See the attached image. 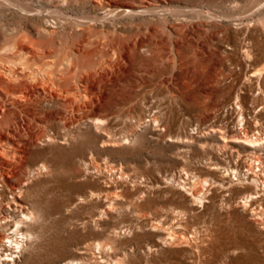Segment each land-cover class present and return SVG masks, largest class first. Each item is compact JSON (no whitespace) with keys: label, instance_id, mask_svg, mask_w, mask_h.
<instances>
[{"label":"rangeland","instance_id":"374dc122","mask_svg":"<svg viewBox=\"0 0 264 264\" xmlns=\"http://www.w3.org/2000/svg\"><path fill=\"white\" fill-rule=\"evenodd\" d=\"M263 4L0 0V47L23 38L35 61L68 64L55 71V96L39 98L36 118L23 115V138L0 137L8 193L23 188L14 204H0V235L19 221L32 234L21 258L4 263L264 264V215L226 205L230 192L214 174V164L226 167L240 153L244 165L249 152L221 151L234 144L211 132L236 128L238 96L264 114V104L252 105L261 96L250 88L256 57L244 53L252 43L264 53ZM184 170L209 182L202 204ZM233 190L237 201L248 194ZM176 211L186 214L185 230ZM169 226L197 239L166 241ZM97 243L114 250L101 255Z\"/></svg>","mask_w":264,"mask_h":264},{"label":"bare ground","instance_id":"6f19581e","mask_svg":"<svg viewBox=\"0 0 264 264\" xmlns=\"http://www.w3.org/2000/svg\"><path fill=\"white\" fill-rule=\"evenodd\" d=\"M7 53H13V55L4 56ZM244 53L247 59H250V57H256L251 66L253 67V72L257 74V79L252 80L250 88L256 86L260 91L261 96L253 98L252 105H263L264 53H259V49L254 43L250 45L248 44V46L245 47ZM30 56V53L27 55L23 53V38L13 39L11 45L0 47V128H3L0 130L1 138H3L4 134L6 136L9 135L10 138L14 139L23 138L21 130V124H23L24 120L23 115L29 118H36L38 114L35 112H39V105L41 104L39 98L44 99L45 103L47 101L46 98H53L55 96L51 89V87L54 88L58 86L55 71L59 66L67 69V63L59 66L54 60L40 63ZM30 107L32 108L29 109ZM234 108L235 118L233 122H236V128L229 130L227 127H215L211 129V132L220 134V139L223 140L224 143L225 141H231V143L234 144L232 146L224 144L221 147V151H224L226 147L234 150V146H239L244 152H249L248 160H246L244 165L238 163L237 161L240 160L241 154L237 152V160L234 161L233 164L230 162L226 167H222L220 164H214V174H217L219 179V182L217 183L219 184V187L221 189H227L230 194L232 193L231 195L229 194L230 198L226 205L230 207L239 205L244 210L252 209L254 214L262 219L264 215V153L262 152L264 151V114L256 113V107L253 111L249 108H245L244 105L240 103V96L237 97V102L235 103ZM249 115L251 117L250 120H252L250 122L247 120V116ZM255 130H258V132L255 133ZM46 167V164H42L40 170H45ZM119 171L121 177L124 179L129 178L122 168ZM180 176V178L185 177L186 180L190 181L188 192L191 194L192 200H194L193 202L202 204L203 201L200 199V193L203 189L206 191L208 190L207 187L210 186L209 182L207 180L197 182L198 179L196 178V180H194L195 176L190 177V174L185 170L180 172ZM191 178L193 179V182H191ZM234 187H243L248 191V194L246 197L241 198L240 201H237L234 198ZM21 194H23V188L21 187L13 189L8 193L5 174H3V171L0 168V204L3 205V209H5V206H9L12 203L14 204L16 202V197ZM205 195V193H202L203 198H201L205 199ZM232 201H235V203L233 204ZM174 214L176 226L185 230L182 221L186 219V214L182 211H176ZM104 215L105 213L102 211L101 217H104ZM25 218L31 219V216L25 215ZM12 227H14V229L11 233L8 232L11 230L9 228L3 231V235H0V264H7L4 263V261L10 257L13 258L15 256L20 259L25 248L28 246V241H30L32 237V234L29 232H23V221L17 222V226L14 225ZM163 227L164 225L161 223H158V225H152L154 230H159ZM1 228L2 226H0V229ZM173 228L174 226H169L164 230L167 232L168 236L166 241L169 240L172 242L182 240L183 243L191 246L192 242H195L197 239V232L189 237L188 234L183 232L173 231L175 229ZM115 235V237L118 238L120 234L116 232ZM112 245L113 244L108 245L97 243L94 250L98 251L101 255L106 254L110 256V253L114 250ZM2 246L7 247L11 251L8 258H4L5 254ZM148 254H152V248L148 249ZM227 262L228 263L226 264L232 263L229 260H227ZM70 264H74V262H71ZM115 264L126 263L115 262ZM147 264L151 263L147 262Z\"/></svg>","mask_w":264,"mask_h":264},{"label":"built area","instance_id":"2783aa9c","mask_svg":"<svg viewBox=\"0 0 264 264\" xmlns=\"http://www.w3.org/2000/svg\"><path fill=\"white\" fill-rule=\"evenodd\" d=\"M10 254H11V253H10ZM10 254H8V255H5V256H6V257H9V256H10ZM5 256H4V257H5Z\"/></svg>","mask_w":264,"mask_h":264}]
</instances>
